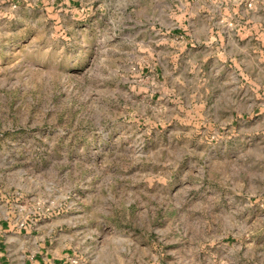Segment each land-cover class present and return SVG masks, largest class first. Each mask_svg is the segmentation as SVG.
I'll list each match as a JSON object with an SVG mask.
<instances>
[{"label": "rangeland", "instance_id": "1", "mask_svg": "<svg viewBox=\"0 0 264 264\" xmlns=\"http://www.w3.org/2000/svg\"><path fill=\"white\" fill-rule=\"evenodd\" d=\"M260 33L264 0H0V201L70 264H264Z\"/></svg>", "mask_w": 264, "mask_h": 264}, {"label": "crops", "instance_id": "2", "mask_svg": "<svg viewBox=\"0 0 264 264\" xmlns=\"http://www.w3.org/2000/svg\"><path fill=\"white\" fill-rule=\"evenodd\" d=\"M10 1L16 3L19 0ZM263 37L262 33L257 36L260 48H263ZM203 41L204 45H198L196 50L180 51L197 53L198 58L203 61H216L220 55L224 59L231 57L233 40L220 39L223 47L219 50L212 47L210 37L203 38ZM59 225V222H52L46 229L34 228L26 220L21 206L0 201V264H70L72 238L68 230L57 229Z\"/></svg>", "mask_w": 264, "mask_h": 264}, {"label": "built area", "instance_id": "3", "mask_svg": "<svg viewBox=\"0 0 264 264\" xmlns=\"http://www.w3.org/2000/svg\"><path fill=\"white\" fill-rule=\"evenodd\" d=\"M73 263H74V261H73ZM46 264H52V263H46Z\"/></svg>", "mask_w": 264, "mask_h": 264}]
</instances>
